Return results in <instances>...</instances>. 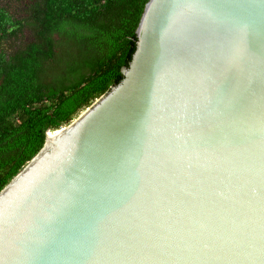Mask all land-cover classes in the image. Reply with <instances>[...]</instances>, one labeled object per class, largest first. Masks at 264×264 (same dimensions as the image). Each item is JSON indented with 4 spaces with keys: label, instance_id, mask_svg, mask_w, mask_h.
<instances>
[{
    "label": "water",
    "instance_id": "1",
    "mask_svg": "<svg viewBox=\"0 0 264 264\" xmlns=\"http://www.w3.org/2000/svg\"><path fill=\"white\" fill-rule=\"evenodd\" d=\"M136 35L0 192V264H264V0H150Z\"/></svg>",
    "mask_w": 264,
    "mask_h": 264
},
{
    "label": "trees",
    "instance_id": "2",
    "mask_svg": "<svg viewBox=\"0 0 264 264\" xmlns=\"http://www.w3.org/2000/svg\"><path fill=\"white\" fill-rule=\"evenodd\" d=\"M149 1L29 0L21 18L0 4V192L124 79Z\"/></svg>",
    "mask_w": 264,
    "mask_h": 264
},
{
    "label": "rangeland",
    "instance_id": "3",
    "mask_svg": "<svg viewBox=\"0 0 264 264\" xmlns=\"http://www.w3.org/2000/svg\"><path fill=\"white\" fill-rule=\"evenodd\" d=\"M28 2L29 0H0L1 5L8 7L9 10L19 18L24 16V10L26 9ZM28 38L29 34L28 32H25V34L22 36V39L27 40ZM82 112H80V114Z\"/></svg>",
    "mask_w": 264,
    "mask_h": 264
}]
</instances>
